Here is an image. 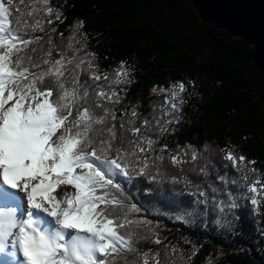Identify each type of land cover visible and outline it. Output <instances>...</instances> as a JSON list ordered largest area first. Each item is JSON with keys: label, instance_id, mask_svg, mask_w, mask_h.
Wrapping results in <instances>:
<instances>
[{"label": "snow or ice", "instance_id": "6c2138e0", "mask_svg": "<svg viewBox=\"0 0 264 264\" xmlns=\"http://www.w3.org/2000/svg\"><path fill=\"white\" fill-rule=\"evenodd\" d=\"M62 7L51 0H0V264H163L160 250L142 251L141 242L163 244L168 264L177 256L190 264L199 246L192 244L184 257L178 245L165 243L116 179L160 182L165 160L197 171L195 147L177 144V151L161 143L181 123L187 86H153L163 99L146 116L139 105L121 107L136 82L134 69L121 60L102 70L83 20L67 37L59 32L57 42L53 25L66 20ZM224 159L237 170L255 164L232 151ZM198 173L210 175L207 165ZM215 179L229 183L224 175ZM172 182L194 189L188 194L207 210L237 206L231 192L227 204L217 200L223 187L202 188L187 176ZM62 186L73 190L59 195ZM245 187L259 214L264 182Z\"/></svg>", "mask_w": 264, "mask_h": 264}, {"label": "trees", "instance_id": "16d2710c", "mask_svg": "<svg viewBox=\"0 0 264 264\" xmlns=\"http://www.w3.org/2000/svg\"><path fill=\"white\" fill-rule=\"evenodd\" d=\"M51 4L63 5L66 16L63 23L53 25L58 29L57 42L62 39L59 32L67 37L71 25L83 20L88 47L98 53L102 70L121 60L134 69L136 82L121 107L139 105L146 116L152 103L163 99L152 92L153 86L175 82L187 86L181 123L161 143L177 151V144L195 147L200 152L197 171H190L192 164L181 171L165 160L160 182L116 177L142 209L138 215L153 222L162 238H167L165 243L171 241L183 249L184 257L191 254L192 244L199 246L190 264H207L209 259L212 264H264V203L259 214L253 213L245 187L257 179L264 182V74L253 63L252 46L199 20L189 0H51ZM228 151L255 164L239 170L226 167ZM205 165L208 177L198 173ZM219 175L229 183L221 185L215 179ZM184 176L202 188L207 184L223 187L217 200L227 204L231 192L237 206L220 212L215 206L207 210L197 205L188 194L194 189L172 182V177L182 180ZM233 180L235 184L230 183ZM140 248L159 249L163 264H168L163 244L141 242ZM175 264H183L179 256Z\"/></svg>", "mask_w": 264, "mask_h": 264}, {"label": "water", "instance_id": "95a60500", "mask_svg": "<svg viewBox=\"0 0 264 264\" xmlns=\"http://www.w3.org/2000/svg\"><path fill=\"white\" fill-rule=\"evenodd\" d=\"M189 1L199 20L249 43L253 63L264 74V0Z\"/></svg>", "mask_w": 264, "mask_h": 264}, {"label": "bare ground", "instance_id": "6f19581e", "mask_svg": "<svg viewBox=\"0 0 264 264\" xmlns=\"http://www.w3.org/2000/svg\"><path fill=\"white\" fill-rule=\"evenodd\" d=\"M69 192L65 187H61L60 189H58V192H60L61 195H63L64 192Z\"/></svg>", "mask_w": 264, "mask_h": 264}, {"label": "rangeland", "instance_id": "374dc122", "mask_svg": "<svg viewBox=\"0 0 264 264\" xmlns=\"http://www.w3.org/2000/svg\"><path fill=\"white\" fill-rule=\"evenodd\" d=\"M65 188H66L69 192L73 190L71 187H65ZM58 194L61 195L60 192H58ZM260 207H261V206H260Z\"/></svg>", "mask_w": 264, "mask_h": 264}]
</instances>
